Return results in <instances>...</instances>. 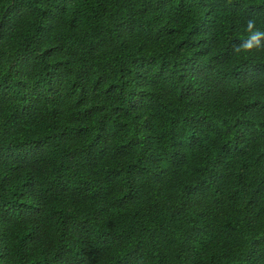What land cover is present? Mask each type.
Masks as SVG:
<instances>
[{"label": "trees", "instance_id": "16d2710c", "mask_svg": "<svg viewBox=\"0 0 264 264\" xmlns=\"http://www.w3.org/2000/svg\"><path fill=\"white\" fill-rule=\"evenodd\" d=\"M264 0H0V264H264Z\"/></svg>", "mask_w": 264, "mask_h": 264}, {"label": "clouds", "instance_id": "9594fccd", "mask_svg": "<svg viewBox=\"0 0 264 264\" xmlns=\"http://www.w3.org/2000/svg\"><path fill=\"white\" fill-rule=\"evenodd\" d=\"M245 39L233 46L235 54H256L264 52V29L258 27L257 19L249 17L244 21Z\"/></svg>", "mask_w": 264, "mask_h": 264}]
</instances>
